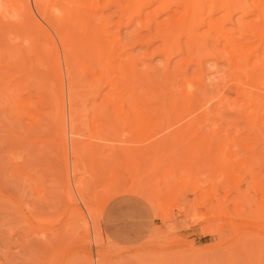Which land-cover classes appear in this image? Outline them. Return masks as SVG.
Instances as JSON below:
<instances>
[{
    "label": "rangeland",
    "instance_id": "obj_1",
    "mask_svg": "<svg viewBox=\"0 0 264 264\" xmlns=\"http://www.w3.org/2000/svg\"><path fill=\"white\" fill-rule=\"evenodd\" d=\"M28 1L31 2L30 5H33L31 0ZM100 1L72 0L78 6L80 3L82 6L85 3V8L84 6H79L81 10H88L86 6L89 3H96L98 6V10L95 12L96 17L100 16L102 21L112 20L108 33L115 34L120 39L122 38L121 42L127 44L123 43L125 45L123 49L127 50L135 60L137 59V63H141L144 60L146 65L148 64V70L151 71V68H154L151 72H153V75L156 72L157 80L167 84L168 81L166 80L172 82L173 79L177 84L175 86L170 84L169 87L177 86L176 88H178L181 79H178L180 77L179 75L177 76L176 72L184 66L181 61L183 56H172L167 64L165 57L156 53L155 49L161 46L159 44H162V41L158 37L153 36V32L157 28L150 21V18L147 17L150 16L156 23L165 24L171 14L159 13L153 15V12L149 14L150 8L153 7V5H150L145 7L148 8L145 9L146 11L143 9L144 12L142 11L141 13L143 15H134L132 20L128 21V14H124L128 13L132 7H128L126 13L122 10V7L125 4L128 5L130 0H117L119 2L115 0ZM62 2L61 0L48 1L49 4L54 3L57 7L62 6L63 8L60 9L63 12L68 11L67 13L72 14L76 4L72 5L74 8L70 10L71 8L69 9L66 2ZM13 3L15 4V0L14 2L13 0H0V5L2 6L0 7L8 10L4 13L8 17L0 15V34H2L0 35V50H2L0 54H4L3 57L1 55L3 63L0 66H5L0 68V72L3 73V75L0 73V86L3 85L0 89H6L5 86L13 82V80H15L14 83L19 85L16 84V88L14 83L10 84L12 90L10 91V88L8 91L5 90L10 92V95L0 90V264H264V217H261V215H264V112H259L254 125H250L251 121L255 119L253 115L247 121L241 114L239 118L240 115L235 110L243 101L240 100L242 97H239L241 95L237 90L238 78L233 75L235 78L232 79V73L227 68L226 63L222 60L208 59L203 61L200 71H197L199 69L192 64L193 66L190 65L187 68V77L190 76L189 78L193 82L203 78V85L199 80L196 83L199 86V93L202 95H200V104H204L217 92H222L231 97L232 102H230L228 107L233 108V110L226 108V106H220L225 107L224 109L218 107L219 105L215 104L218 99L214 98V100L212 99L213 101L211 100L212 102L210 101L212 104L209 102L203 105L204 107L197 103L199 109L195 110L196 112L194 111L195 113L193 114L197 116L200 114L202 117L198 116V118L196 116L197 120L192 121L187 115L189 110L184 111L181 109L180 111V108H182L180 104L181 107L178 105L179 108L177 107L176 114L172 112L173 115L171 113L165 114V111L164 113L161 112V114H165L163 116L158 113L159 111L153 112L152 110L151 115L148 113L150 116L147 114L149 117L146 116V120L142 121V123L147 121L148 126H142L141 130H138L131 123V118H129L132 106L125 105L123 107L128 114L127 121L123 118L117 119L119 116L114 108L121 106L120 103L115 102L116 106L114 102L112 104L109 101L111 105L103 99L104 94L108 91L106 81L117 82L116 77L118 74L111 68L108 69L116 66L115 62L112 60L113 64L111 63L112 65L110 66L107 63V57L104 55V58L101 54L98 56L100 51L98 52L97 49H94L96 47L92 46L93 43L90 45L91 42H89L91 34L100 35L101 32H98L101 31L100 25L102 22L96 23L95 21L93 23L94 21H90L92 24L90 26L93 28L89 29L94 32L91 34L86 29V27H90L88 26L89 23L85 25L82 22L85 26L81 23H75L74 26L78 30L74 28L75 31L71 30L72 33L70 32L72 34L70 35L72 46H70L74 47L71 52L75 53L73 56H71V53L72 60H70L73 63V67L71 65L72 80H74L73 89L75 90L76 88L77 94H74V96L76 95L74 99L71 98V101L75 100V103L71 102V105L74 104L72 106L74 107L73 111H77L73 113L75 136L72 135L73 137L69 140L76 148V155L71 156L69 152L68 164L69 167H72V165L78 167L75 174L70 175V177L74 176V181L71 182L81 186L80 190L84 202L79 198L78 193H75L76 190L70 182L71 193L74 194V200H72L73 198L67 193L68 189L65 188L63 151L61 147L59 148L60 145L57 142L59 122L58 120H52L51 109L47 108L49 106L46 103L48 102L47 98L42 97L44 95L41 88L35 87L38 83L34 81V77L32 78L33 80H29L32 74L34 75L35 73L29 72L30 76L25 77L27 75H24L22 79L20 78L21 80L17 78L21 77L22 73H25L23 70L21 72L22 68L20 66L22 62L23 66L26 64V68L33 69L27 58L31 59L33 57L31 53L35 56L41 52V46L40 48L38 47V52L35 49L38 43L41 42L44 46L45 42H48L46 46L50 44V37L48 40L46 39L49 31L50 33L52 31L39 19L38 21L41 23L39 22L38 24L35 21H30L31 18L27 17L29 21H26L27 19L20 21L19 17L15 16L17 19H14L12 8L16 5ZM114 3L116 5H113ZM117 5L121 8H116ZM78 8L76 9L78 10ZM60 9L58 10L60 11ZM88 11L90 15L93 14L92 10ZM56 12L55 10H49L48 13L52 20L55 23L61 22V26H67L65 23L67 14L58 16L59 13ZM2 13L1 11L0 14ZM11 15L13 19L10 17ZM16 16H19V14H16ZM144 16L150 21V30L142 28L141 23L145 24L144 21H146ZM51 17L49 18L51 19ZM5 18L11 21L7 22ZM16 20L31 22L30 24L34 22L36 26L39 24L41 26L36 27L33 25L32 27L31 25L30 27L28 26L30 24L27 23L28 25L24 27V22L21 24L19 21L16 22ZM62 21L64 22L62 23ZM15 22L16 24L19 22L22 26L20 27L18 24L16 25L17 27L14 26ZM6 23L8 26H12L13 29L12 27L7 29ZM22 27L24 28L21 29ZM38 27L39 29L42 28L41 30L43 31L45 30L46 35L43 31L39 32ZM233 27V25L227 26L230 29H233ZM6 30L8 31L7 34L10 33V35L5 34ZM41 33L45 36L42 37ZM84 33L88 34L87 37L84 36ZM50 35L54 37V33ZM137 36L142 41L133 43L132 41ZM32 40H35V42ZM55 41L58 43L57 39ZM85 42L92 46L90 48V50L92 49L90 57L84 55L82 51V49L86 48ZM100 42L106 44L105 41ZM79 45L80 47H78ZM94 45L98 44L94 43ZM100 46L104 47L106 45ZM116 47H114L115 49L113 48L114 53H118L117 49L119 48L118 46ZM95 50L97 51L95 52ZM26 51L31 56L28 54L27 57L25 55L27 54L25 53ZM149 51L152 53L150 52L149 54ZM21 54L23 58L26 56L24 58L26 61L21 58ZM142 55L146 57H141ZM179 57L182 58L180 59ZM45 58L46 56L44 58L40 57L43 60H46ZM5 59L9 61L7 62ZM14 59L16 64L12 63ZM18 61H21V63ZM42 61L41 63L45 65L39 64L40 67H36V70H40L42 73L44 71V76H47L46 80L49 79L50 83H53L55 77L52 71L49 70L48 60ZM104 61L109 65L106 68L107 70L103 67L106 66ZM5 62L9 63L10 66H6L7 63ZM139 66L142 67V64ZM138 68L140 69V67ZM17 70L19 72H16ZM158 71H161V73ZM26 72L28 73V71ZM14 76L17 79H13ZM168 77L172 79H167ZM24 78L25 81L23 80ZM28 80L30 83L31 81L36 83V85H33L35 88L32 89V86L29 88L32 85L29 83V87L26 89L27 85L25 83ZM230 80L231 83L229 82ZM21 81L26 87L23 86ZM232 82L233 85L231 86ZM53 84L56 87V91L57 81ZM196 85L194 83V86ZM232 87H235V89ZM170 88L169 90L172 91V88ZM220 88L223 89L221 90ZM28 93L30 94L28 95ZM18 94H22L24 96L23 99L26 96L37 98V104L43 102L41 106H45L43 107L44 113L39 111L41 108L38 111L37 109L36 111L30 109V115L32 114L31 116L34 119L35 117H42L44 122H37L38 125L35 124L33 126L31 125L34 120L33 117L18 118L13 103ZM65 94H68V92L66 93L65 91ZM10 96H13V100ZM2 99L6 100V102ZM43 99L44 101H42ZM65 104L67 106V102ZM129 106L131 109H128ZM152 106L156 107L154 110H160L158 104H152L149 108L153 109ZM205 107L206 109L208 108L206 111L210 114H208V120H211L209 123L207 122L208 120L205 121L207 125L204 123L202 127H199V121H201L206 112L202 110ZM216 107L220 108L217 117H215ZM200 108L202 109L200 110ZM253 109L252 105L248 108L249 111ZM84 110H86V114ZM46 111L49 117L45 114ZM42 114L47 117H43ZM104 114L107 115L105 116ZM102 115L105 118H102L104 117ZM110 116H112V120L114 119L113 121L109 120L111 119ZM184 117L187 118L185 119ZM221 117L224 124L220 119ZM106 118L109 120L108 123ZM157 118L161 119L157 120ZM174 120L175 123H173ZM185 122L191 125L188 127L191 131L185 128V131L183 130L184 134H182L179 129L188 126ZM219 122H222L224 132L227 131L226 140L234 135H240L236 139L239 142H229L227 140V143L224 139L225 136L224 138L221 137V140H225L224 143L223 141L218 142L219 140L217 139L219 137H217L216 141L210 137L206 140V137H204L205 140L202 139L204 147L198 143L199 147L196 150L197 145L194 143L196 145L194 147L195 150L191 149L190 145L192 144L189 142H191V137L195 134L192 131L194 126L197 127V131L199 129L201 131L198 134L199 139V137H202V131L206 133L205 135L212 136L213 132H211V129ZM179 123L182 125L180 126ZM223 133H219V135ZM170 134H176L177 137ZM163 137H165L164 140ZM170 139L171 142H169ZM69 140L68 151H70ZM160 140L166 143L160 142L159 149L157 143ZM210 142H212L213 146ZM209 144L211 149H209ZM186 148L187 150H185ZM64 189L67 190L65 191ZM87 209L92 211L90 218L89 215L87 216ZM85 222L88 231L84 229ZM94 238L98 241H95Z\"/></svg>",
    "mask_w": 264,
    "mask_h": 264
},
{
    "label": "bare ground",
    "instance_id": "obj_2",
    "mask_svg": "<svg viewBox=\"0 0 264 264\" xmlns=\"http://www.w3.org/2000/svg\"><path fill=\"white\" fill-rule=\"evenodd\" d=\"M33 5H30L31 2H29L28 0H15V4L16 5L13 9V17H19L18 19L21 21V20H25L27 18H31L30 21H35L36 24H38L41 20L43 23H45L46 26H48L50 29H51V33H54V37L55 39H57V42L55 41L54 37H52L50 34V31H49V35L47 37L46 40H48V38L50 37V44L46 46V44H48V42L46 43L45 42V46L40 42L38 43L37 48L41 46V52H39V54H37L39 48H35L37 50L36 54L37 55H33L32 54V58L28 59V63H30V65L32 64V67L33 69L31 68H26V64H24L23 66V62H22V67L20 66L21 69V72H25L24 74L22 73L21 77H17L18 79H22V77H24V75H27L25 77H29L30 74L29 72H32V73H35L34 75L32 74L31 78H26V79H29V80H33L32 78L34 77V81L36 83H38L37 86L36 83H31L29 82H26L24 86V83L23 81H21V83H23V86L26 87V89L29 87V83L32 84L30 85L29 88H31L32 86V89L37 87V88H41L42 91H43V95L41 94L42 97H46L47 98V101L46 102L47 104H49V106H47V108H49V110L51 109L50 113H52V120L53 121H56L58 120L59 122V128H58V141L59 142L58 144L60 145L59 148L61 147L62 151H63V167H64V171H63V175H64V178H65V188H67V193H69V195L73 198V195L71 193V186H70V182L71 181H74V176L73 177H70V175H74L76 170H77V166L75 165H72V167H69V162H68V154L70 152V155L74 156L76 155V148L71 144L70 140H71V137H73L72 135L75 134V129H74V123L73 121L74 120V116H73V113L74 111L76 112L77 110H74L73 111V108L72 107L73 105H71V102H74L75 100L71 101L74 97H76V95L74 96V94L76 93V88L75 90L73 89V82L74 80H72V67H73V63H71L72 59H71V56H73V52H71L73 50V48L71 47L72 44H71V40H70V32L71 30L75 31L74 28H76L74 25L75 23H85V25L89 23L88 26L92 25L90 23V21H94L93 23H96L98 22H102V24L100 25L101 26V31H99L98 33H100V35L95 34H91V33H94L93 30L91 32V30L89 28H93V27H86V29H88L91 34V36H93L91 38H89V42L90 45L93 43L92 46L96 47L94 49H97L98 50V56L99 54L105 55L106 60H107V63L111 66L113 64V61L115 62L114 64H116V66H112V67H107L109 65H107V63L105 64L106 66H103L105 69L108 68V69H112L114 70V72H116L118 74V76L116 77L117 82H114V81H106L105 85L108 86V91L106 92V94H104V100L107 101V102H114V104L116 105L115 102H119L121 106H119L118 108L115 107V112L117 113V115L119 116V118L117 119H124L127 121L128 119V114L126 113V110L123 109V107L125 105H130L132 106V110L131 111V115L129 116V118H131V123H133V125L136 126V128L138 130H141L142 126H146L147 125V121H145L146 123H142V121L146 120L145 117H149L152 113V110L153 112L154 111H159L158 113H160V115H165L167 113H171L172 112H175L176 114V110H177V107L179 108L178 105H182V108H180V111L181 109L182 110H186L188 112V116L190 118V120L192 121H195L197 120V117L201 116L200 114L195 115L193 113H195L197 109H199L197 106L199 103L200 104V97L202 96L200 93H199V86L196 85V83L199 82L201 83L202 82V85H203V81L202 79L203 78H200L199 75H197V77H199L200 79H196L197 81H192L190 80V76L187 77V68L190 67V65L194 64L196 66L197 71H200V69L202 68V63L203 61L205 60H208V59H211V60H222L223 62L226 63L227 65V68L230 70V72L232 73V79H234L235 77H233V75H235L237 78H238V81H237V90H238V93L241 95L239 97H242L240 100L243 101V105L241 104L239 107H237V110H235V112H237V114H241L242 117L247 121V120H250V117L253 115L255 117V119H253V121H251V124L250 125H254L256 123V117L259 115V112H264V0H130L129 4H125V6L122 7V10L125 11L126 13V9L128 7H132L131 10H133L132 12H129L124 14V15H127L129 17L128 18V21H131L132 20V17L135 15H140L143 11V9H148V8H145V7H148L150 5H153L152 8H150V13L148 11L149 14H152L153 12V15L155 14H159V13H170L171 16H169V20H167V22L165 24L163 23H156V21L153 19H151L150 16H147L150 18V21H152V23L155 24V27L157 29H155L156 31H152L154 33L153 36H155L156 38L158 37V39H160L162 41V44H159L161 45L160 47H157L155 50H156V53L157 54H160V55H163L165 57V62H167V64L170 62V59L172 56H175V55H182L183 56V59L181 60L182 61V64L184 65L182 69L178 70L177 73V76L179 75L180 78L178 79H181V81H179L180 85L178 86V88L174 87L177 82H175L172 78L168 77L167 79H172V82H169L170 80H166L168 81V83L165 84L163 82H161V80H157V77L155 76V73L153 75V69L154 68H151L152 70H148V64L146 65L145 61L142 60L140 64H142V67L139 66L140 64L137 63V59L135 60V58L130 55L127 50L123 49L125 47V44L121 42V39L116 37L115 34L112 35L109 34V27H110V23L112 20H101L100 19V16H97L96 17V14L95 12L98 10V6L95 4H88L86 7L88 8V10H92L93 11V14H89L88 10L84 9V10H81V3H80V7L78 6V4H76L75 2H72V0H61L66 2V5L69 7L70 10H72L74 7H72V5L74 6V4H76V8H78L79 10V13H78V10L75 8V10L73 11V13H67L68 11H62L61 9L63 8L62 6L61 7H57L54 3L52 4H49L48 1L49 0H31ZM53 2V0H51ZM84 1V0H83ZM100 1V0H99ZM107 1V0H106ZM114 1V0H113ZM117 1V0H115ZM129 1V0H128ZM14 2V0H13ZM62 2V3H64ZM101 2V1H100ZM112 3V1H110ZM119 2V1H117ZM126 2V1H125ZM110 3V4H111ZM128 3V2H127ZM12 4V5H13ZM57 4H60V3H57ZM83 4V2H82ZM85 4V3H84ZM83 4L84 8H85V5ZM121 4V3H120ZM13 5V6H14ZM71 5V6H70ZM113 5H116L115 3ZM1 6V5H0ZM12 6V7H13ZM57 8H56V7ZM64 6V5H63ZM78 6V7H77ZM82 6V7H83ZM2 7V6H1ZM0 7V8H1ZM65 7V6H64ZM67 7V8H68ZM120 6H116V8H119ZM61 8V9H60ZM102 8V7H101ZM121 8V7H120ZM119 8V9H120ZM2 9V10H1ZM0 10L3 12L2 14H0L2 17L5 15L4 13H6V10L5 8H1ZM60 9V11L58 10ZM100 9V8H99ZM17 10V11H16ZM49 10H55L58 11L56 13H59V15H66V20H65V23L67 24V26H61V22H58V23H55V21L52 20V17L49 15ZM66 10V8H65ZM68 10V9H67ZM77 10V11H76ZM152 10V11H151ZM0 11V12H1ZM8 11V10H7ZM14 11H16L14 13ZM76 11V13H75ZM146 11V10H145ZM91 12V11H90ZM144 12V11H143ZM78 13V14H77ZM100 13V12H99ZM131 13V14H130ZM147 13V12H146ZM12 14V13H11ZM15 14V15H14ZM16 14H19V16H16ZM130 14V15H129ZM122 15V16H124ZM143 15V14H141ZM103 16V15H101ZM121 16V17H122ZM236 16V18L234 19V17ZM4 17H8V16H4ZM12 18V15L10 16ZM14 19H17L15 18ZM24 19H23V18ZM27 17V18H26ZM51 17V19L49 18ZM140 17V16H138ZM146 21H144L145 24H143V22L141 23L142 25V28L143 29H146V30H150V25H149V19L144 16ZM22 18V19H21ZM63 18V17H61ZM155 18V17H154ZM6 19V18H5ZM13 19V18H12ZM60 19V18H59ZM104 19V18H102ZM148 19V20H147ZM7 22L8 21H11V20H8V18L6 19ZM19 20H16L19 21ZM62 20V19H61ZM4 21V20H3ZM19 21V22H20ZM26 21H29L28 19ZM165 21V20H164ZM6 22V21H5ZM14 24V26H16L18 24V26L20 25V23L22 24L23 22V26L25 27V25H28L27 23L29 22H25V21H22V22H18L17 24ZM64 21H62L63 23ZM14 23V22H13ZM31 23V22H30ZM29 23V24H30ZM34 22H32V24L28 25L31 27H33V25L36 26ZM41 23V22H40ZM7 25V23H6ZM40 25V24H39ZM37 25V26H39ZM77 25V24H76ZM83 26H85L84 24H82ZM140 25V26H141ZM228 25H233V29H230V28H227ZM8 26V25H7ZM22 25H20L21 27ZM27 26V27H28ZM34 26V28H35ZM36 26V27H37ZM41 26V25H40ZM39 26V27H40ZM42 26L44 27V25L42 24ZM74 26V27H73ZM12 26H8L7 29H10ZM17 27V26H16ZM24 27H22L21 29H23ZM38 27V29H39ZM81 27V26H79ZM95 27V26H94ZM97 28H99L97 25H96ZM152 27H153V24H152ZM29 28V27H28ZM46 28V27H45ZM48 28V29H49ZM73 28V29H72ZM2 29V28H1ZM13 29V27H12ZM20 29V30H21ZM32 29V28H31ZM42 28H40L38 31L42 32L43 30H41ZM47 29V28H46ZM49 29V30H50ZM77 29V28H76ZM83 29V28H82ZM5 30V29H4ZM30 30V29H28ZM33 30V29H32ZM78 30V29H77ZM85 30V29H84ZM3 31V30H2ZM7 31V30H6ZM14 31V30H13ZM48 31V30H47ZM4 32V31H3ZM16 32V31H15ZM26 32V31H25ZM29 32V31H28ZM37 32V31H36ZM34 32V33H36ZM96 32V30H95ZM111 32V31H110ZM8 31L5 33L6 35H10L7 34ZM43 33H45L46 35V31L44 30ZM72 33V32H71ZM87 33V32H85ZM84 33V36L87 37V35ZM97 33V32H96ZM4 34V33H3ZM4 34V35H5ZM37 34V33H36ZM2 35V34H0ZM29 35V34H28ZM39 35V33H38ZM36 35V36H38ZM42 37L45 36L44 34H42ZM118 35V34H116ZM137 35V34H136ZM33 36V35H32ZM40 36V35H39ZM83 36V34H82ZM95 36V37H94ZM98 36V37H97ZM20 37V36H18ZM17 37V38H18ZM35 38V36H33ZM22 38V37H21ZM45 38V37H44ZM43 38V39H44ZM80 38V37H79ZM83 38V37H82ZM134 38V37H133ZM23 39V38H22ZM42 39V40H43ZM81 39V38H80ZM84 39V38H83ZM87 39V38H86ZM45 40V41H46ZM70 40V41H69ZM33 41V40H32ZM39 41V40H38ZM69 41V42H68ZM82 41V40H81ZM87 41V40H86ZM100 41H105V43H101ZM139 41H142L140 38H135L132 42L133 43H136V42H139ZM35 42V40L33 41ZM88 42V43H89ZM99 42V43H97ZM148 42V41H147ZM4 43V42H3ZM44 43V42H43ZM70 43V44H69ZM86 43V42H85ZM94 43L98 44V45H94ZM108 43V44H107ZM141 43V42H140ZM58 44V45H57ZM16 45V44H15ZM71 45V46H70ZM88 45L87 43L85 44L86 48L85 47H82V48H85V49H82L84 55L86 56H89L92 54V49L90 50V48L92 46ZM100 45H106V46H100ZM115 45V46H114ZM14 46V45H13ZM33 46V45H32ZM60 46V47H59ZM81 46H83L81 44ZM90 46V47H88ZM116 46H118L119 49H117L118 53H114L113 52V48H117ZM25 47V46H24ZM80 47V45L78 46ZM98 47V48H97ZM7 48V47H6ZM15 48V47H14ZM32 48V47H31ZM43 48V49H42ZM114 48V49H115ZM12 49V48H11ZM16 49V48H15ZM27 49V48H26ZM72 49V50H71ZM77 49V47H76ZM80 49V48H79ZM7 50V49H6ZM14 50V49H13ZM19 50V49H18ZM95 50V52L97 51ZM2 50H0L1 52ZM20 51V50H19ZM35 51V50H34ZM44 52L45 56H46V60H48L47 63H49V70L52 71L55 79H54V82L57 81V89L55 91V88L54 87V82L50 83V80L49 82H47L48 80L47 79V76H44L45 74L44 71L42 69L41 70L43 71L40 72V70H36V67H40L39 64H42L41 61L43 59H40L41 58H44V54L42 55V53ZM91 53H90V52ZM5 52V51H4ZM14 52V51H13ZM90 54H89V53ZM151 51H149V54H150ZM12 53V52H11ZM10 53V54H11ZM27 54H25L27 57H28V53L27 51L25 52ZM72 53V55H71ZM152 53V52H151ZM154 53V52H153ZM7 54V53H6ZM14 54V53H13ZM16 54V53H15ZM14 54V55H15ZM20 55V53H18ZM30 54V56H31ZM2 53L0 54V65H2L1 63H3L2 61V57H1ZM17 55V54H16ZM18 55V56H19ZM24 55V53H23ZM40 55V56H39ZM43 57H42V56ZM71 55V56H70ZM82 56H84L83 54H81ZM95 55H97L95 53ZM146 55V54H144ZM8 56V55H7ZM26 56L24 58H26ZM29 56V57H30ZM37 56V58H36ZM90 57V56H89ZM104 57V58H105ZM136 57V56H135ZM141 57H146V56H141ZM8 58V57H6ZM11 58V57H10ZM21 58H23L22 54H21ZM87 58V57H86ZM138 58V57H137ZM180 58V57H179ZM182 58V57H181ZM180 58V59H181ZM15 59H17L15 57ZM14 59V61L12 63H15L16 64V60ZM71 59V60H70ZM88 59V58H87ZM93 59V58H92ZM98 59V58H97ZM101 59V58H100ZM103 59V58H102ZM140 59V58H138ZM6 60V59H5ZM18 60V59H17ZM25 60V59H24ZM46 60H43L42 62L46 61ZM113 60V61H112ZM7 62L9 60H6ZM11 61V59H10ZM23 61V60H22ZM26 61V60H25ZM24 61V62H25ZM137 61V62H136ZM179 61V60H178ZM5 62V63H7ZM19 62V61H18ZM17 62V64H18ZM11 63V64H12ZM21 63V61L19 62ZM26 63V62H25ZM46 63V64H47ZM112 63V64H111ZM180 63V62H179ZM13 64V65H15ZM37 64V65H36ZM139 64V65H138ZM165 64V65H167ZM176 64V63H174ZM181 64V63H180ZM179 64V65H180ZM12 65V66H13ZM29 65V66H30ZM35 65V66H34ZM45 65V64H42V66ZM72 65V67H71ZM6 66H10L9 63H7ZM174 66V65H172ZM193 66V65H192ZM5 66H0V68H4ZM17 67V66H16ZM100 67V66H99ZM102 67V69H103ZM140 67V69L138 68ZM19 68V69H20ZM26 68V70H25ZM98 68V67H97ZM179 68V67H178ZM226 68V70H227ZM9 69V68H8ZM29 69V70H27ZM3 70V69H2ZM23 70V71H22ZM45 70V69H44ZM48 70V72H49ZM101 70V68H100ZM107 70V69H106ZM225 70V71H226ZM28 71V73L26 72ZM51 71H50V74H51ZM104 71V69H103ZM172 71V70H171ZM170 71V72H171ZM175 71V70H174ZM173 71V72H174ZM196 71V70H195ZM202 71V70H201ZM16 72H19L18 70ZM20 72V73H21ZM107 72V71H106ZM105 72V73H106ZM112 72V71H111ZM113 72V73H114ZM161 73V71H158ZM169 72V73H170ZM229 72V71H228ZM227 72V73H228ZM229 72V73H230ZM2 75L3 73L0 72ZM5 73V72H4ZM46 73V72H45ZM167 73V71H166ZM189 73V72H188ZM0 74V75H1ZM14 74V73H13ZM49 74V73H48ZM49 74V75H50ZM191 74V73H190ZM189 74V75H190ZM197 74V73H196ZM195 74V75H196ZM162 75V74H161ZM160 75V76H161ZM167 75V74H166ZM194 75V74H193ZM201 75V74H200ZM19 76V74H18ZM52 76V75H51ZM159 76V75H158ZM171 76V75H170ZM228 76V75H227ZM44 77H46L44 79ZM53 77V78H54ZM229 77V76H228ZM14 78L13 79H17ZM50 78V77H49ZM163 78V76H162ZM176 78V77H174ZM221 78V77H220ZM1 79V77H0ZM20 79V80H21ZM158 79H160L158 77ZM165 79V78H164ZM163 79V80H164ZM25 81V78L23 79ZM46 80V81H45ZM109 80V79H108ZM162 80V81H163ZM176 80V79H175ZM229 80V79H228ZM5 81V80H3ZM27 81V80H26ZM174 81V82H173ZM1 82V81H0ZM15 80H13V82L11 83H14ZM17 82V81H16ZM47 82V83H46ZM105 82V81H104ZM225 82V81H224ZM231 83V80L229 81ZM7 84L6 89L5 88H1L0 90L3 92V93H6L8 91V89L10 88V84ZM50 83V84H48ZM194 83L196 86H194ZM200 83H198L200 85ZM228 83V81H227ZM17 83H14V86L17 88ZM172 85L174 84V86H171L172 88V91L169 90V85ZM235 84V82H234ZM33 85H36L35 87H33ZM225 85V84H224ZM233 85V82L231 84V86ZM3 85H1L0 87H2ZM13 86V87H14ZM19 86V85H18ZM21 86V85H20ZM75 86V85H74ZM123 86V87H122ZM125 86V87H124ZM223 86V85H222ZM230 86V85H228ZM236 86V85H235ZM12 87V88H13ZM23 87V88H24ZM201 87V86H200ZM20 88V87H19ZM123 88V90H121ZM170 88V89H171ZM175 88V89H173ZM202 88V87H201ZM235 89V87H232ZM4 89V90H3ZM14 89V88H13ZM21 89V88H20ZM221 89V88H220ZM223 89V88H222ZM221 89V90H222ZM233 89V90H234ZM7 90V91H5ZM12 89L10 88V91ZM40 90V89H39ZM74 90V91H73ZM203 90V88H202ZM201 90V91H202ZM229 90V89H228ZM34 91V90H33ZM65 91L66 93L68 92V94H65ZM74 93H73V92ZM217 91V89H216ZM227 91V90H226ZM26 92V91H25ZM36 92V91H35ZM40 92V91H39ZM230 92V91H229ZM236 92V91H235ZM8 94L10 92H7ZM6 93V94H7ZM12 93V92H11ZM41 93V92H40ZM39 93V94H40ZM71 97H70V95ZM73 93V94H72ZM95 93H98V92H95ZM228 93V92H227ZM30 93H28L29 95ZM34 94V93H32ZM77 94V93H76ZM10 95V94H9ZM12 95V94H11ZM14 95V94H13ZM65 95H66V99H65ZM68 95V96H67ZM73 95V96H72ZM201 95V96H200ZM212 95V94H211ZM237 95V94H236ZM23 95L21 94H18L17 98H15L13 100V96L11 97V99L13 100V103H14V106H15V110H16V114L18 116L19 119H22L24 117H27V118H30V109H34L36 111L39 110V111H43V107L45 106H41L43 105V102L40 104H37V98L34 99L32 98L31 96H26L25 99L24 96L22 97ZM35 96V95H34ZM95 96V95H94ZM1 97V96H0ZM9 97V96H8ZM15 97V96H14ZM41 97V99H42ZM212 97V96H211ZM39 98V97H38ZM78 98V97H77ZM214 98L218 99V101H216V105L218 104L220 106H226V108L230 109L231 107H228V105L230 104L231 101V97L228 96V94L226 95L225 93L223 94L222 92H217L212 98H210L209 100H207L206 102H204V104H200L201 107L203 105H206L208 104L212 99L214 100ZM4 99V98H3ZM2 99V100H3ZM10 99V101H12ZM33 99V100H32ZM40 99V98H39ZM215 99V100H216ZM9 100V98H8ZM35 100V101H34ZM212 100V101H213ZM234 100V99H233ZM237 100V99H236ZM6 102V100H3ZM44 101V99L42 100ZM211 101V102H212ZM9 102V101H8ZM36 102V103H34ZM41 102V101H40ZM67 102V106H66V103ZM109 102V103H110ZM210 102V103H211ZM218 102V103H217ZM4 103V102H3ZM12 103V102H11ZM75 103V102H74ZM108 103V105H109ZM214 103V102H213ZM111 104V103H110ZM111 104V105H112ZM152 104H158L159 105V109L157 110H154L156 109L155 106H152L153 109L149 108L151 107ZM212 104V103H211ZM245 104V105H244ZM76 105V104H75ZM107 105V104H106ZM180 105V107H181ZM199 105V107H200ZM210 105V104H209ZM250 105H252L254 107L253 110L249 111L248 108L250 107ZM12 106V105H11ZM34 106V107H33ZM117 106V105H116ZM130 106L128 107V109L130 108ZM211 106V105H210ZM214 106V105H213ZM155 107V108H154ZM197 107V108H196ZM204 107V106H203ZM216 107V112H215V117H217L219 115V109L220 108H223V107H220L218 108ZM76 108V106H75ZM78 108V107H77ZM85 109V107H83ZM130 108V109H131ZM213 108V107H212ZM218 108V109H217ZM225 108V107H224ZM223 108V109H224ZM151 109V110H150ZM202 108H200L201 110ZM208 109V108H207ZM206 107L205 109H202V110H207ZM222 109V110H223ZM233 110V108H231ZM79 110V109H78ZM87 110V109H86ZM84 110V113L85 111ZM179 110V109H178ZM198 110V111H200ZM14 111V110H13ZM80 111V110H79ZM105 111V110H104ZM166 111V112H165ZM195 111V112H194ZM204 111V112H205ZM211 111H214V110H211ZM231 111V110H230ZM89 112V111H88ZM107 112V110H106ZM165 112V114H161ZM178 112V111H177ZM201 112V111H200ZM221 112V111H220ZM105 113V112H104ZM129 113V112H128ZM150 115H149V114ZM183 113V112H182ZM180 113V114H182ZM211 113V112H210ZM214 113V112H213ZM234 113V112H233ZM47 114V111L46 113ZM80 114V113H79ZM78 114V115H79ZM86 114V113H85ZM84 114V115H85ZM103 114V112H102ZM109 114V113H108ZM149 116H148V115ZM186 114V113H185ZM209 112L206 111L204 113V116L203 118H201V121H199V127H202L203 124L205 123V121H207L209 118ZM236 114V113H235ZM43 115V114H42ZM41 115V116H42ZM75 115V114H74ZM105 115V114H104ZM102 115V116H104ZM107 115V114H106ZM105 115V116H106ZM154 115V113H153ZM173 115V114H172ZM195 115V116H194ZM212 115V114H211ZM222 115V114H221ZM224 115V114H223ZM241 115L239 116V118L241 117ZM40 116V117H41ZM47 117L46 115H43V117ZM80 116V115H79ZM83 116V115H82ZM102 117V118H105ZM109 116V115H108ZM107 116V117H108ZM156 116V114H155ZM168 116V115H167ZM184 116V114H183ZM182 116V117H183ZM187 116V117H188ZM197 116V117H196ZM214 116V115H212ZM33 116H31L32 118ZM49 117V116H48ZM84 117V116H83ZM81 117V118H83ZM111 119L109 120H112V116H110ZM170 117V116H169ZM186 117V118H187ZM198 117V118H199ZM202 117V116H201ZM223 117V116H222ZM220 118L221 120L223 118ZM236 117V116H235ZM80 118V117H79ZM109 118V117H108ZM154 118V116H153ZM165 118V117H164ZM167 118V117H166ZM177 118V117H175ZM185 118V117H184ZM183 118V119H184ZM185 118V119H186ZM211 118V117H210ZM213 118V117H212ZM238 118V119H239ZM34 119V117H33ZM36 119V120H35ZM32 121L31 125H35L37 124V122H44L42 117L41 118H36ZM37 119H39L37 121ZM42 119V120H40ZM107 119V118H106ZM156 119V118H155ZM158 119H161V118H157ZM180 119V118H179ZM237 119V118H236ZM109 120L107 119V123L109 122ZM114 120V119H113ZM112 120V121H113ZM149 120V118H148ZM151 120V118H150ZM178 120V119H177ZM176 120V121H177ZM211 120V119H210ZM210 120H208L207 122L209 123ZM228 120V119H227ZM17 121V120H16ZM20 121V120H19ZM51 121V120H49ZM48 121V123H50ZM52 121V122H53ZM162 121V120H161ZM179 121V120H178ZM181 121V120H180ZM191 121V122H192ZM218 121V120H217ZM216 121V122H217ZM226 121V120H225ZM51 122V123H52ZM150 122V121H149ZM158 122V121H157ZM189 122V121H187ZM223 122V120H222ZM222 122H219V123H216L214 125V128L211 129V132L212 133V136H207L205 135L206 133H203L202 131V137H199L198 139V134L201 133L200 129L197 131V127L194 126V130H192L193 132H195V134L190 138L191 142H189L191 146V149L198 144L200 143L201 145L203 144V140L204 137H206V140L207 138L209 139L210 138H213V140L216 141L217 137H219V140L218 142L220 141H223L221 140V137L224 138L225 136V140H226V132H224V128L222 126ZM232 122V121H231ZM249 122V121H248ZM55 123V122H53ZM112 123V122H111ZM162 123V122H161ZM175 123V120L174 122ZM172 123V124H173ZM177 123V122H176ZM184 123V122H183ZM186 123V122H185ZM190 123V122H189ZM189 123H186L188 124L187 127H184V128H180L179 130L182 131V134H184L183 130L185 131V128H188ZM212 123V122H211ZM144 124V125H143ZM160 124V122H159ZM180 126L182 125L181 123H179ZM178 124V125H179ZM193 124V123H192ZM206 124V123H205ZM224 124V122H223ZM229 124V123H228ZM38 125V124H37ZM113 125V124H112ZM178 125H175V126H178ZM207 125V124H206ZM210 125V124H209ZM208 125V126H209ZM235 125V124H234ZM237 125V124H236ZM134 126V127H135ZM148 126V125H147ZM174 126V125H173ZM185 126V124H184ZM191 126V125H190ZM232 126V124H231ZM111 127V126H110ZM233 127V126H232ZM236 127V126H235ZM174 128V127H173ZM196 128V130H195ZM209 128V127H207ZM77 129V128H76ZM170 129V128H169ZM218 129V130H217ZM223 129V131H222ZM80 130V129H79ZM168 130V129H167ZM176 131V129H174ZM173 130V131H174ZM187 130L191 131L190 128H188ZM186 130V132H187ZM78 131V130H77ZM76 131V132H77ZM172 131V129H171ZM170 131V132H171ZM188 131V132H189ZM197 131V132H196ZM222 131V132H221ZM223 133V134H220L219 133ZM166 133V132H165ZM56 134V135H57ZM79 134V133H78ZM164 134V133H163ZM186 134V133H185ZM81 135V134H80ZM170 135H173V134H170ZM176 136V134H174ZM173 135V136H174ZM187 135V134H186ZM185 135V136H186ZM75 136V135H74ZM165 136V135H164ZM168 136V134H167ZM238 135H234L233 137H230V139H227L229 140V142H234V141H238L236 140L238 137H240V135L237 137ZM57 137V136H56ZM177 137V136H176ZM165 137H163V140H164ZM229 138V137H228ZM70 139V140H69ZM162 139V138H161ZM68 140H69V144H70V151H68ZM73 140V139H72ZM157 140V139H156ZM167 140V138H166ZM205 140V139H204ZM211 140V139H210ZM224 140V141H225ZM227 140L225 142H227ZM173 141V140H172ZM223 141V143H224ZM159 143H157L158 145V148L160 146L161 143H164V141L160 140L158 141ZM161 142V143H160ZM171 142V139L170 141ZM239 142V141H238ZM166 143V142H165ZM164 143V144H165ZM196 143V145L194 144ZM208 143V142H206ZM205 143V144H206ZM212 142H210L211 144ZM217 143V142H215ZM228 143V142H227ZM241 143V142H240ZM151 144V143H150ZM163 144V145H164ZM187 144V143H186ZM209 144V146H210ZM161 145V146H163ZM194 145V146H193ZM200 145V146H201ZM212 145V144H211ZM228 145V144H227ZM154 146V145H152ZM183 146V145H182ZM203 146V145H202ZM201 146V147H202ZM213 146V145H212ZM199 146L197 145L196 146V150ZM200 147V148H201ZM204 147V146H203ZM207 147V145H206ZM149 148H150V145H149ZM163 148V147H162ZM161 148V150H162ZM166 148V147H165ZM182 148H185V147H182ZM199 148V149H200ZM160 149V148H159ZM189 149V147H188ZM190 149V150H191ZM209 149H211V146L209 147ZM164 150V149H163ZM187 150V148L185 149ZM195 150V149H194ZM214 150H217V149H214ZM219 150V149H218ZM223 150V149H222ZM226 150V149H225ZM253 150V149H252ZM255 150V149H254ZM179 152V151H178ZM182 152V151H181ZM184 152V151H183ZM193 152V151H192ZM217 152V151H216ZM71 162V161H70ZM71 165V163H70ZM74 166V167H73ZM71 173V174H70ZM70 179H73V180H70ZM73 184V188H75V193H78V195L80 196L79 198L82 199V201L84 200L83 196H82V192H81V186H79V184H76L74 182H71ZM75 185V186H74ZM65 190V189H64ZM65 190V191H66ZM64 191V192H65ZM68 195V194H67ZM68 195V196H69ZM77 196V195H76ZM71 199V198H70ZM74 200V198L72 199ZM84 202V201H83ZM91 209V208H90ZM90 209H87V216L89 215V218L91 217L92 215V211ZM261 217H264V215H261ZM93 223H95L93 221ZM84 229L86 231H88V227H87V224L85 222V225H84ZM95 226V225H94ZM96 227V226H95ZM100 227V226H99ZM84 230V231H85ZM97 230V229H95ZM94 230V231H95ZM97 232V231H96ZM100 232V231H99ZM98 233V232H97ZM95 234V232H94ZM93 238V237H92ZM95 241H98L96 238H94ZM247 248V247H246ZM244 251V250H243ZM248 257V255H247ZM248 261H249V258H248ZM250 263V261H249ZM90 264V263H89ZM252 264V263H250Z\"/></svg>",
    "mask_w": 264,
    "mask_h": 264
}]
</instances>
